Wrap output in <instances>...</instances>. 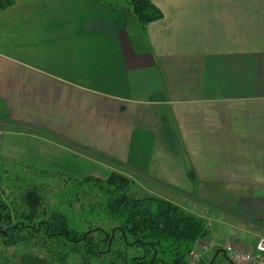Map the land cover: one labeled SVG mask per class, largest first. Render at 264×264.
I'll return each instance as SVG.
<instances>
[{"label":"crops","instance_id":"crops-1","mask_svg":"<svg viewBox=\"0 0 264 264\" xmlns=\"http://www.w3.org/2000/svg\"><path fill=\"white\" fill-rule=\"evenodd\" d=\"M151 2L144 28L101 0L0 12V163L97 179L117 165L185 199L230 264L222 244L264 235V0Z\"/></svg>","mask_w":264,"mask_h":264},{"label":"rangeland","instance_id":"rangeland-1","mask_svg":"<svg viewBox=\"0 0 264 264\" xmlns=\"http://www.w3.org/2000/svg\"><path fill=\"white\" fill-rule=\"evenodd\" d=\"M0 112L5 115L3 108ZM4 118L5 121H9L6 115ZM113 166L117 172L133 178L135 183L132 185V189L142 197L155 196L176 205L177 202H186L185 199L172 195L169 191L167 193L169 195L165 197L158 196L152 191L153 188H157L153 186L152 182L141 181L133 174L120 169L119 166ZM51 167L0 163V205L3 206L0 209V264H80L79 259L83 254L81 252L86 251V248L95 247L106 251L110 247L111 241L107 242V239L110 240L112 231L116 227L112 221L100 224L92 220L89 227L79 232L82 235L89 234L84 241L79 243H76V240L74 243L67 242L64 237H61L62 235H58L59 230L54 225L55 222L50 219L51 216L56 212L63 214L66 218L65 226L69 229L74 228L75 223H78V217H85L90 212L91 208L88 205L94 207L95 202L92 203L91 194L89 196L88 192L90 189L94 192L101 185L100 181H94V178L90 176H71V174H62L56 171V168L60 167L65 170L64 166ZM30 191L39 196L41 206L36 213L29 207V214L25 215L27 212L24 204L26 203L22 202L21 196ZM10 204L16 208V212L17 207L21 206L23 217L20 216L21 211L17 214ZM26 216L30 219H27ZM205 223H208L207 226L210 225L208 226L210 231H217L222 238L231 237L233 233L229 227H223V224L209 222L207 219ZM104 232L107 233V236L104 235ZM106 237L107 239H105ZM114 238L117 239L118 235L115 234ZM208 243L203 239V242L189 253L190 257L191 253L200 257L196 264H209L215 260L213 259L215 244L213 247ZM225 243L234 244L233 242ZM118 245L119 243H114L112 246L116 249ZM139 251V248L125 249V253L130 255ZM188 264H190L189 260ZM215 264L229 263L225 257L220 255L215 260Z\"/></svg>","mask_w":264,"mask_h":264},{"label":"trees","instance_id":"trees-1","mask_svg":"<svg viewBox=\"0 0 264 264\" xmlns=\"http://www.w3.org/2000/svg\"><path fill=\"white\" fill-rule=\"evenodd\" d=\"M101 1L129 8L137 28H144L161 16L151 0ZM13 2L14 0H0V12ZM94 181H100L101 185L97 191L92 192L90 189L88 192L92 197L89 199L92 203L95 202L94 207L88 205L91 208L90 212L85 217H78V223H75L74 228L69 229L65 226L66 218L59 212L50 218L59 230L58 235H62L61 237L70 243H74V240L79 243L88 237L89 234L82 235L79 232L89 227L92 220L100 224L106 221L115 223L110 247L106 251L95 247L86 248V251L81 252L83 254L79 259L80 264H188L189 253L203 242L207 233L201 218L171 201L155 196H140L132 189L135 183L133 178L120 172L113 171L106 178H94ZM21 197L22 202L26 203L25 215L29 214V207L34 213L39 211L41 202L35 192L30 191ZM11 206L16 212V208ZM2 207L0 205V209ZM17 208L18 214L22 207ZM20 216L23 217L22 211ZM7 217L6 215L5 218ZM26 218L30 219L28 216ZM115 234L118 235L117 239L114 238ZM104 235L107 236V233L104 232ZM114 243H119L118 248H113ZM135 248H139L140 251L131 255L125 253V249ZM209 264H215V260Z\"/></svg>","mask_w":264,"mask_h":264},{"label":"built area","instance_id":"built-area-1","mask_svg":"<svg viewBox=\"0 0 264 264\" xmlns=\"http://www.w3.org/2000/svg\"><path fill=\"white\" fill-rule=\"evenodd\" d=\"M213 246V242L208 243ZM222 252L235 264H264V235L257 238L253 247H240L231 243H224L220 246ZM197 254L191 253L190 264L199 261Z\"/></svg>","mask_w":264,"mask_h":264},{"label":"water","instance_id":"water-1","mask_svg":"<svg viewBox=\"0 0 264 264\" xmlns=\"http://www.w3.org/2000/svg\"><path fill=\"white\" fill-rule=\"evenodd\" d=\"M230 264H234L232 261H230Z\"/></svg>","mask_w":264,"mask_h":264},{"label":"flooded vegetation","instance_id":"flooded-vegetation-1","mask_svg":"<svg viewBox=\"0 0 264 264\" xmlns=\"http://www.w3.org/2000/svg\"><path fill=\"white\" fill-rule=\"evenodd\" d=\"M111 239H112V236H111V238H110L109 242L111 241Z\"/></svg>","mask_w":264,"mask_h":264}]
</instances>
